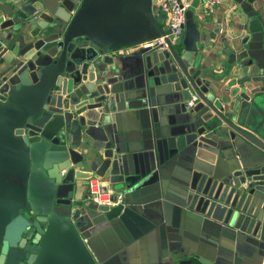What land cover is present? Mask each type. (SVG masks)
I'll return each mask as SVG.
<instances>
[{"label": "water", "instance_id": "water-1", "mask_svg": "<svg viewBox=\"0 0 264 264\" xmlns=\"http://www.w3.org/2000/svg\"><path fill=\"white\" fill-rule=\"evenodd\" d=\"M157 2L0 0V264H101L86 230L119 217V192L127 187L115 145H97L93 133L122 99L106 66L119 50L169 34L153 16ZM238 3L249 18L258 15L250 0ZM248 29L223 52L219 75L230 79L226 95L214 88L221 77L202 71L211 47L207 37L215 36L200 28L191 9L176 44L168 41L164 51L140 48L137 55L145 98L182 93L187 101L190 93L197 95L189 109L197 154L204 143L217 155L241 164V156L249 155L262 166L264 28ZM250 43L258 44L257 53ZM241 164L240 170L248 168ZM245 173L264 184L260 172ZM91 176L107 180L112 201L120 196L121 203L89 201L84 189ZM197 200L195 195L192 205Z\"/></svg>", "mask_w": 264, "mask_h": 264}, {"label": "crops", "instance_id": "crops-1", "mask_svg": "<svg viewBox=\"0 0 264 264\" xmlns=\"http://www.w3.org/2000/svg\"><path fill=\"white\" fill-rule=\"evenodd\" d=\"M250 1L258 13L251 18L240 10L239 0H224L212 14L205 12L202 1L192 0L198 25L215 36L207 37L211 47L204 53L202 71L221 77L220 63L227 59L223 52L250 33L248 26L252 32L264 28V0ZM152 13L166 26L157 3ZM250 48L257 53L258 44L250 43ZM139 49L119 50L106 66L109 79L117 81L111 87L122 99L93 128L97 145H115L127 186L119 192L124 205L119 217L86 230L97 259L101 264H203L199 258L212 264H264V184L258 182L260 176L248 178L245 173L264 175V165H256L249 155L238 163L204 143L197 154L190 142L197 129L182 93L173 98L157 92L142 95ZM229 80L213 81L217 94L226 95ZM84 142L94 143L86 137ZM239 164L248 168L240 170ZM106 190L111 192L108 184ZM195 195L198 200L192 205Z\"/></svg>", "mask_w": 264, "mask_h": 264}, {"label": "built area", "instance_id": "built-area-1", "mask_svg": "<svg viewBox=\"0 0 264 264\" xmlns=\"http://www.w3.org/2000/svg\"><path fill=\"white\" fill-rule=\"evenodd\" d=\"M207 14H212L216 7L224 0H200ZM159 11L165 16L166 26L169 34H164L158 38L144 42L139 47L144 50L164 51L167 49V42L176 44L181 38L186 21V12L191 8L192 0H158ZM235 8L233 7L232 10ZM198 102V97L190 93V98L186 101V107L192 109ZM86 195L89 201L97 206L112 207L121 203V197L118 196L114 202L111 199L112 191H107V181L102 178L91 176L86 182ZM83 242L87 241L83 239Z\"/></svg>", "mask_w": 264, "mask_h": 264}, {"label": "rangeland", "instance_id": "rangeland-1", "mask_svg": "<svg viewBox=\"0 0 264 264\" xmlns=\"http://www.w3.org/2000/svg\"><path fill=\"white\" fill-rule=\"evenodd\" d=\"M177 43V42H176Z\"/></svg>", "mask_w": 264, "mask_h": 264}]
</instances>
